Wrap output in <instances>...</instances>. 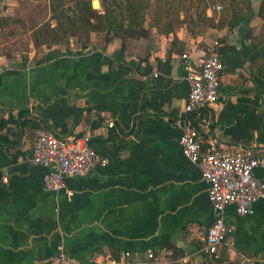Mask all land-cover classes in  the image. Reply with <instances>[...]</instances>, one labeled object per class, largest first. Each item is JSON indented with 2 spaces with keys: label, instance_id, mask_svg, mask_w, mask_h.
I'll return each instance as SVG.
<instances>
[{
  "label": "crops",
  "instance_id": "1",
  "mask_svg": "<svg viewBox=\"0 0 264 264\" xmlns=\"http://www.w3.org/2000/svg\"><path fill=\"white\" fill-rule=\"evenodd\" d=\"M248 1L234 10L235 24L229 8L226 23L197 34H95L85 48L0 58V264H59L60 251L71 264L119 261L127 251L130 261L149 251L193 264L264 261V199L248 216L227 206L229 234L216 253L204 250L215 211L199 168L181 151L177 122L188 74L217 40L219 98L191 123L203 149L264 150V0ZM39 129L87 134L107 164L67 177L65 190H45V169L30 162ZM254 172L264 180V168Z\"/></svg>",
  "mask_w": 264,
  "mask_h": 264
},
{
  "label": "built area",
  "instance_id": "2",
  "mask_svg": "<svg viewBox=\"0 0 264 264\" xmlns=\"http://www.w3.org/2000/svg\"><path fill=\"white\" fill-rule=\"evenodd\" d=\"M215 9H221L217 5ZM219 45L213 41L212 50L200 61L199 72L188 74L189 92L183 107L177 112V122L181 125L179 143L183 155L199 168L201 178L207 184L208 200L215 216L207 228L204 237V250L216 253L225 241L231 228L225 222L224 212L227 206L234 205L240 216L254 212V204L264 199V180L254 172L255 168H264V150L257 151L241 148L234 151L220 150L211 144L208 149L201 146L197 127L191 123L200 110L217 102L221 85V72L224 63L214 50ZM186 57V54L182 55ZM194 115V116H193ZM89 136H59L50 130L35 131L31 146L30 162L42 166L45 171L42 185L45 190L59 192L66 189V178L82 176L91 168L102 167L107 159L90 144ZM130 252H124L119 261L104 260L97 264H186L189 256L171 260L153 251L147 252L144 261H130ZM59 264H71L64 251L57 255ZM239 264H264L248 256H242Z\"/></svg>",
  "mask_w": 264,
  "mask_h": 264
},
{
  "label": "trees",
  "instance_id": "3",
  "mask_svg": "<svg viewBox=\"0 0 264 264\" xmlns=\"http://www.w3.org/2000/svg\"><path fill=\"white\" fill-rule=\"evenodd\" d=\"M54 1V0H52ZM55 8L52 10L59 14V18L69 26L72 35H84L85 41L81 43V47L85 48L89 45L87 39L91 31H105L106 34L124 38L147 37L149 28L145 26V16L149 6L148 0H101V10L94 9L91 5V0H73L75 7L57 10L58 5H62L63 0H55ZM217 5L221 6L219 15L215 10ZM249 5L248 0H155V20L157 21L156 28L159 32L168 33L178 28V19H173L169 9L175 7L176 11L182 8L185 12L194 10V14H185V17H192L195 24L206 27H213L226 23L225 12L231 9L233 15L227 22L233 25L237 22V12L234 10ZM212 8L213 13L206 15V9ZM175 11V12H176ZM71 12V14H70ZM223 12V13H222ZM236 13V14H235ZM229 15V14H227ZM61 27H65L61 23ZM57 41V40H55ZM56 134V133H55ZM57 135V134H56ZM187 264H193L188 262Z\"/></svg>",
  "mask_w": 264,
  "mask_h": 264
},
{
  "label": "rangeland",
  "instance_id": "4",
  "mask_svg": "<svg viewBox=\"0 0 264 264\" xmlns=\"http://www.w3.org/2000/svg\"><path fill=\"white\" fill-rule=\"evenodd\" d=\"M148 3L144 24L154 33V30H159L156 28L157 21L154 16L155 0H148ZM55 4H57L55 0H0V58H8L12 61L17 56L23 58L32 55L34 59H39L42 58L47 48L53 45L66 46L72 43L81 47V43L85 41L84 35H72L69 30L63 34L69 26L58 17L59 14L55 13V10H52ZM74 7L75 1L63 0L57 10L67 8L73 10ZM101 8V0H99V7L94 9L101 10ZM175 11V7L169 9L171 17L179 20L178 28H184L192 34L201 33L207 28L195 24L193 19H190L192 17H185V14L193 15V9L188 12L182 8ZM61 23H64V28L61 27ZM95 34L98 37L100 34L106 37L110 35L105 31H91L87 39Z\"/></svg>",
  "mask_w": 264,
  "mask_h": 264
},
{
  "label": "water",
  "instance_id": "5",
  "mask_svg": "<svg viewBox=\"0 0 264 264\" xmlns=\"http://www.w3.org/2000/svg\"><path fill=\"white\" fill-rule=\"evenodd\" d=\"M92 7L93 8L99 7V0H92Z\"/></svg>",
  "mask_w": 264,
  "mask_h": 264
}]
</instances>
